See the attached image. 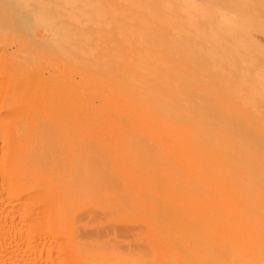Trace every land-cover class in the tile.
Returning <instances> with one entry per match:
<instances>
[{
	"label": "rangeland",
	"instance_id": "1",
	"mask_svg": "<svg viewBox=\"0 0 264 264\" xmlns=\"http://www.w3.org/2000/svg\"><path fill=\"white\" fill-rule=\"evenodd\" d=\"M123 2H125V0H0V181L3 167H6L9 163L8 154L11 151V146L10 144L8 145L7 142L12 143L15 141L19 148L22 146V148H24V143H28L27 138L24 139V141L21 140L24 142L23 143L14 139V135L12 137L11 133H13L12 130L16 128L15 125H17L16 129L26 132L28 129H31V127L32 129L36 128L35 126H37V128L34 129V131L43 128L42 125L45 124V126L48 127L44 126V128H46L45 130L50 132L44 133H52L53 135H44V129H41L43 130H40L41 132L38 130V132L46 136L48 140L50 139L47 136L52 138V136H55V134L57 135V133L59 135L61 130L64 131L62 134L66 137L60 134L59 136H62V140H59L60 137L57 135L59 138L56 137L55 140V137H53L54 139H52V141L50 140V143L49 141H44L46 138H43V145L45 144L44 147L47 152L43 151V155L45 154V156H42L39 151L36 152L34 156L38 159L45 157L43 160L48 159L49 162L50 160L55 162V160L57 161L62 157L65 158V156H63L65 153L64 155L69 158H65L67 159V163L70 161V158L71 160L74 159L72 163L79 167V171H82V174L86 172L83 179L84 183L87 184H85L86 186L84 190L81 191L80 195H76L77 193L75 194V192L78 191L76 185L74 187L72 185L70 186L73 190V192H71L73 194L71 195H74L76 199L79 197L77 200L78 207H73L75 209L71 207L72 210H69V212L71 211L72 213L70 212V214L67 213V208L70 206H64V209L59 208V211L53 209L52 212L49 205L53 202L52 199L54 200V197L51 195V197H53L51 199L49 194H46L49 200H45L46 197L44 196L46 195H39V193H37L38 195H36L35 200L29 202L28 191L20 181L16 183V181L13 180L9 183L10 185L5 186L0 184V264H82L78 261H80L82 257L85 260V257L88 255L87 253L93 256V258H90L91 260L94 259L90 261L91 264H103L106 257L110 258L113 255H116L114 258H118L122 255L120 258L122 259L123 257V259L119 261H123L124 264H208V261L209 264L210 262L212 264H217L215 262H219V264L222 262V264H252L253 262L255 264H264V234H260L261 231L264 233V0H167L166 2H164V0H129L127 2L126 0L125 3ZM150 2L153 3L151 4ZM141 3H145L144 6ZM151 5H154L153 9H151ZM93 6L95 7L94 9ZM87 9H89V11ZM98 9H100V11ZM155 9H157V11ZM165 9H167L168 13L164 12L166 11ZM81 11L84 13L81 14ZM93 11L96 12L93 13ZM171 11L173 15L171 14L168 21V14L170 15ZM127 12L128 15L126 17L124 13ZM142 14L147 16V18H144ZM153 15H156V17ZM152 16L157 19V22L154 21L155 19H153ZM89 17L90 19H87ZM161 20L163 22H161ZM94 22L96 24H94ZM155 26L158 27L155 29ZM119 27L120 29L118 30ZM121 28H124V32L121 31L120 34L119 31L122 30ZM150 29H152L153 32ZM155 30H157V32ZM160 30L162 31L159 32ZM172 30H174V32ZM86 33H88V35ZM125 33L129 34L126 35ZM155 33L159 35L157 38L155 37L157 36ZM183 33L186 34L185 36L189 37H185ZM181 34L185 40H183V37H180ZM81 36L86 39H84L85 42L80 38ZM144 38L147 39V42ZM122 40L124 42H122ZM161 40H163V43ZM164 40L166 42H164ZM150 46H156V48H150ZM124 48L127 50L129 49L132 53ZM148 48L153 53L150 50L148 51ZM92 49L94 50L92 51ZM162 49L164 50L162 51ZM165 49H167L166 52ZM157 50L159 51L154 53V51ZM169 50L170 52L168 53ZM137 51H140L139 53L144 55L141 56ZM86 52L90 53L88 54ZM171 52L173 55L170 54ZM147 53H149V56ZM176 54L181 55V57ZM128 55L131 59L128 58V62H126L125 59H127ZM138 55L139 57H137ZM169 55H172L171 58ZM150 56H152L153 60ZM182 57L183 59H180ZM98 58L101 61L98 60ZM174 59L178 64H176L177 62L174 61ZM145 60L146 62H144ZM160 61L161 63L158 65L157 63ZM164 61L167 62V67H165L166 63ZM95 62L98 63L100 68H98L99 66H97ZM139 63L142 65H144V63L146 65L150 64L152 66L149 65L150 67L147 66L146 68V65L142 66ZM136 64H138L137 67H135ZM143 68L144 70L140 72ZM138 69L139 71H137ZM152 70L158 72L157 74L159 75L155 76L159 77H155L154 74L156 72ZM34 71H36L35 74ZM130 71L134 73H131V75ZM150 71H152V73ZM149 72L150 74H148ZM122 73L127 77L129 74L130 76L128 78L126 76L122 77ZM29 74H31V78ZM32 74H34L35 77ZM150 75L152 76L150 77ZM161 75L165 81L161 80ZM169 76H173V78L170 77L169 79ZM32 77L34 78L32 79ZM148 80L151 83L153 82L152 84L154 86H152ZM29 81L31 85L28 83ZM141 82H143V84ZM156 82L158 85L163 84V86L159 87L160 85L158 86ZM167 83L170 84L167 85ZM121 84H123V86ZM155 86L161 90L159 91ZM123 87L126 89L124 88L123 90ZM165 88L168 89L166 91L172 90L170 94L164 91ZM147 92L151 95H147ZM132 93L134 97H130ZM153 93H156L155 99L161 102L158 103V105L157 102H154ZM158 93L160 95H158ZM143 94L145 96H141ZM171 94L173 96H171ZM179 95L180 97H178ZM168 101L175 104L173 105V103H171V105ZM180 106L181 108H179ZM179 109L182 110L184 114H181ZM168 111L169 114L166 113ZM34 112L35 114H31ZM36 112L38 113L36 114ZM27 115L29 119H31L30 117H34L32 118L34 122L31 121L29 123L30 120H28V123L23 122L25 119H28L26 118ZM40 115H44L46 120L40 117ZM16 116H21V119H18L19 121L16 120ZM125 119L128 120L127 123ZM16 121L18 122L16 123ZM39 125H41V127ZM26 126L28 128H26ZM198 126H200L201 129ZM55 127L56 129H54ZM57 129H59V132ZM65 129L67 130L66 133L68 132L67 134H65ZM68 129L71 132L68 131ZM203 129L205 133L202 131ZM72 136L73 138L76 137L78 141H72L74 140L71 138ZM85 136H87V138L90 136L88 138L89 140L85 141V139H87ZM141 136L144 137V140L140 138ZM67 137L69 140H67ZM92 138L95 141H93ZM138 138L140 139L138 140ZM54 140L58 146L56 145L53 148L51 145L56 144ZM154 140L157 141L155 144ZM182 140L184 142H182ZM70 141L72 143L67 144V142ZM63 142L69 146L68 152L66 150L67 146H65L66 144ZM61 143L62 145H60ZM82 143H84V145L86 144L88 147L86 145L84 146ZM81 144L86 147L85 150L88 155L85 154V150H83L84 147H80ZM48 147L52 148V153L51 149ZM62 148H66L64 149L65 151H61L62 153L58 151L59 155H57V150H61ZM78 148V151H80L81 148L82 151L77 152ZM55 149L56 152H54ZM48 150H50V153ZM146 150L147 153L140 152ZM47 153H49L48 157H46ZM75 153H78V156H75ZM80 153L83 157L82 155L80 156ZM99 153L101 154L99 155ZM50 154H52L53 157ZM38 155H40V157ZM87 156L88 158H84ZM163 159H166L165 161L168 165H166L167 163ZM81 161H85L86 163L83 162V165ZM104 161L107 162L104 163ZM207 161L213 164L210 165ZM87 163L89 164L87 165ZM103 163L106 167L104 169ZM156 163L157 165L160 163V165L157 166ZM52 165L50 163L49 167L52 168L51 170L53 171L55 167H52ZM68 167L69 166L66 168ZM206 167L207 169H205ZM81 168H84L86 171ZM90 168L97 174H93L94 172ZM176 168H180L178 170L179 172H175ZM56 170L57 168L53 172ZM88 171H90L91 174L90 172L88 173ZM110 171H112V173ZM87 174H93L94 176L92 177L95 178H91L90 175L89 178L86 176ZM101 174L103 176H101ZM174 174L176 177H174ZM62 179L64 178H60L57 181V183L59 182L60 184L59 186H61L60 189H70V187L66 185V183L68 184L67 179ZM34 181L37 180L34 179ZM63 182L64 184H61ZM103 182L104 185L102 184ZM88 184L90 185L88 186ZM36 185H39V182ZM36 185L34 186L36 187ZM92 185L95 186V189ZM112 185L115 187L118 186V188L116 187L118 190H115L116 188ZM195 185L200 191H197ZM104 186H108L107 189ZM188 186L190 189H188ZM192 186L196 189L193 190ZM8 187L10 189H8ZM91 187H93V189ZM35 189H37V187ZM71 189L70 191H72ZM97 189L101 190L98 191ZM7 190L9 192H7ZM67 190H65V194L69 195ZM90 190L92 193L89 192ZM87 191L88 193H85ZM95 191L100 193L97 192L96 194ZM166 191H169L167 192L168 194ZM111 193L112 195H110ZM65 194L63 193V195ZM92 194H95V196L93 197ZM146 194H148V196L150 195L151 199L146 197ZM103 195L105 197L107 196V199L104 198ZM39 196H43L45 199L42 197V200H37ZM98 196H101V198L98 199ZM109 197L110 199L108 200ZM158 197L160 201H164L160 202ZM103 198L106 200H103ZM99 200H103V202ZM158 201L160 203H158ZM28 202L31 203L30 205L32 207L34 204L37 205L38 207L34 206L36 209L39 207L44 209H37L40 214L37 211L34 213L36 209L32 208L33 212L30 211L31 209H28L27 206ZM42 202H44L43 206L44 204L48 206L46 208L47 211L45 207L40 206ZM108 202L110 206L107 207ZM163 202H165V204H163L164 206L162 205ZM32 203L34 204L32 205ZM123 204L126 205L124 206ZM158 204H160V206ZM182 204H185L186 207L181 208L183 206ZM165 205H167V207ZM26 206L27 210H29L28 212L25 210ZM74 206H76V204ZM123 206L125 208H123ZM168 206L172 208V211ZM116 207L121 208L119 209ZM155 207H157V210ZM110 208L113 209L112 211L114 212H111ZM177 210L181 213L180 215ZM43 211L47 212V214L44 213V215ZM55 211L59 212V216L63 213V218L65 215H69V218H66L68 222L64 223L66 226L63 224V221L65 222L66 220L65 218V220L62 219L63 221L61 220V222H55L52 219L53 215L57 214L54 213ZM100 211H104L105 213H100ZM188 211L189 213L192 212L191 215L189 214L190 216L187 214ZM74 212L76 213V218L73 217ZM32 213H34V215L39 214L41 218L37 215L38 219H35L36 217H34ZM88 213L91 214V216H87L89 215ZM154 215L156 217H154ZM184 215H186L187 219ZM199 215L202 216L203 222L200 220ZM26 216H29L28 219ZM170 216L175 217L171 219ZM205 217L208 219H205ZM43 218H45V221H43ZM59 218H61V216ZM30 219V223L33 224L28 223L27 220L30 221ZM77 219L79 220L78 223L80 222L82 228L85 229L84 231L80 229V223L75 225V227L77 226L76 230L75 227H72L74 226L73 224L77 223ZM36 220L40 222H35ZM213 220H215V222ZM72 221H75V223L72 224ZM48 222H52L51 225H57L54 227L52 226V228ZM46 223L50 225L52 230L50 229L49 231V225H46ZM208 223L211 226H208ZM142 225L143 228L141 227ZM231 225H233L232 228H228L229 226L231 227ZM60 226L66 229H61L65 233H62L61 230V234L58 232ZM83 226L89 228H84ZM219 226L221 229H219ZM56 227L58 228L56 229ZM70 227L72 229L74 228L76 231V238L77 236L79 239L81 238L80 240H77L78 238L73 239L78 242L80 241L79 243H82L83 246L79 247L80 244H76L78 243L77 241L74 243L78 246H76L77 248L72 242L70 245L66 244L70 242L69 238H72V234L75 232L74 230L73 232ZM170 227L171 229H169ZM178 227L181 229L179 230ZM98 228L99 230H97ZM102 228H104V230ZM105 228L108 230L105 231ZM70 229L71 231L69 233ZM78 229L80 233L77 231ZM215 229L216 231H214ZM175 230L176 232H174ZM219 230L221 231L219 232ZM104 231L108 236L105 235ZM166 233H170V236ZM58 234H60L59 237L62 236L61 239L58 238V241L51 239L53 236L57 238ZM69 234H71V236L67 238ZM79 234L82 236H79ZM88 234L90 235L88 236ZM55 235L57 236L55 237ZM83 236L85 237L83 238ZM63 237H66V240L63 239L64 241H61ZM139 237H141V239ZM199 237L201 240L205 239L202 240L200 244ZM96 238L102 240L98 241ZM67 239H69V241ZM109 239L111 240L109 241ZM144 239L146 241H144ZM196 239L197 241H195ZM206 239L209 240L208 243ZM54 240L56 245L54 244ZM106 240L110 243V247L108 246L109 244L106 243ZM171 240L174 243L171 242ZM87 241H95L94 243H97L95 244L96 246L102 244L105 246H100L103 250L100 247V249H98V246L97 248L95 245V247H93L94 243H91L92 245L90 243L87 244ZM146 242L147 245L149 244L148 246ZM217 242L221 248L217 245ZM203 244H206L205 247ZM207 245H209L208 247L210 250H212L211 247L213 248L216 246L217 248H213L215 252H213V250L212 252L209 251L211 252L209 255ZM227 246L228 248H226ZM104 249H106L105 252ZM188 249L191 250L188 251ZM218 249L222 252L221 256H227L226 254H228V258L218 255ZM75 250H77L80 255L76 253V255L78 254L79 256L74 255V257H72L73 255L71 253L75 254L74 252H77ZM99 250L103 251L104 254L100 253ZM227 250L230 252L228 253ZM93 251H95V253ZM107 252L109 253V257ZM186 252L189 253L188 256ZM242 252H245V254L248 253L246 255L248 257L243 256L245 254ZM195 253L197 254L195 255ZM100 254L101 256H99ZM167 254H170V259L167 257ZM189 255H191V257ZM197 255L200 259L196 257ZM208 255L211 256L210 258L212 260ZM137 256L141 258L138 259ZM89 257L87 258L89 259ZM98 257H105L104 259L100 258L104 261H102V263L101 261H99L100 263L96 262L95 260H100ZM75 258L78 259V261L75 260ZM114 258L107 259L106 262L109 263L111 261L110 264H119L117 262L118 259L114 261ZM71 259H74L76 262L71 261ZM125 259L126 261H124ZM146 259L149 261L151 260V263ZM226 259H229V261ZM200 261L201 263H199ZM82 262L83 264L89 263ZM106 262L104 264H107Z\"/></svg>",
	"mask_w": 264,
	"mask_h": 264
},
{
	"label": "bare ground",
	"instance_id": "2",
	"mask_svg": "<svg viewBox=\"0 0 264 264\" xmlns=\"http://www.w3.org/2000/svg\"><path fill=\"white\" fill-rule=\"evenodd\" d=\"M122 1H123V0H122ZM128 1H129V0H127V2H128ZM150 1H152V0H150ZM161 1H162V0H161ZM166 1H167V0H164V2H166ZM77 2H78V1H77ZM125 2H126V0H125ZM125 2H123V3H125ZM164 2H163V3H164ZM78 3H79V2H78ZM91 3H92V2H91ZM97 3H99V2H97ZM145 3H146V2H145ZM145 3H144V4H145ZM150 3H151V2H150ZM152 3H153V2H152ZM152 3H151V4H152ZM160 3H161V2H160ZM163 3H162V4H163ZM127 4H128V3H127ZM135 4H136V3H135ZM141 4L144 6L143 3H141ZM141 4H140V5H141ZM155 4H156V3H155ZM164 4H165V3H164ZM94 5H96V4H94ZM130 5H131V4H130ZM85 6H86V5H85ZM85 6H84V7H85ZM89 6H90V5H89ZM89 6H88V7H89ZM133 6H134V5H133ZM138 6H139V5H138ZM153 6H154V5H151V9L154 8ZM82 7H83V6H82ZM98 7H100V6H98ZM131 7H132V6H131ZM136 7H137V5H136ZM136 7H135V8H136ZM139 7H140V6H139ZM94 8H95V7L93 6V9H94ZM101 8H102V7H101ZM146 8H147V5H146ZM155 8H156V7H155ZM167 8H168V7H167ZM171 8H172V7H171ZM82 9H83V8H82ZM89 9H90V8H89ZM89 9H87V10L89 11ZM106 9H107V8H106ZM143 9H144V8H143ZM98 10L100 11V9H98ZM124 10H125V9H124ZM126 10H127V9H126ZM126 10H125V11H126ZM141 10H142V9H141ZM146 10H147V9H146ZM155 10L157 11V9H155ZM165 10H166V11H164V12H167V9H165ZM169 10H170V9H169ZM169 10H168V11H169ZM171 10H172V9H171ZM90 11H91V10H90ZM107 11H108V10H107ZM127 11H128V10H127ZM147 11H149V10H147ZM173 11H174V9H173ZM81 12H82V11H81ZM94 12H96V11H93V13H94ZM142 12H143V11H142ZM152 12H154V11H152ZM164 12H163V13H164ZM83 13H84V12H82L81 14H83ZM93 13H92V14H93ZM130 13H131V12H130ZM130 13H129V14H130ZM143 13H144V12H143ZM167 13H168V12H167ZM167 13H165V14H167ZM174 13H175V12H174ZM96 14H97V13H96ZM125 14H126V15H125ZM154 14H155V13H154ZM171 14H172V11H171L170 15L168 14V16H169V17H168V21H169V18H170V16H171ZM86 15H88V14H86ZM124 15L127 17L128 12H127V13H124ZM142 15H143V14H142ZM142 15H141V16H142ZM172 15H173V14H172ZM89 16H90V15H89ZM93 16H95V15H93ZM141 16H140V18H141ZM143 16H144V15H143ZM149 16H150V15H149ZM153 16H154V15H153ZM153 16H152V18L155 19L154 17H156V15H155L154 17H153ZM159 16H160V15H159ZM161 16H163V15H161ZM97 17H98V14H97ZM112 17H113V16H112ZM145 17L147 18V16H144V18H145ZM109 18H110V17H109ZM138 18H139V17H138ZM158 18H159V17H158ZM87 19H90V17L87 18ZM87 19H86V21H87ZM137 20H138V19H137ZM142 20H143V17H142ZM145 20H146V19H145ZM147 20H148V19H147ZM156 20H157V19H155L154 21H156ZM164 20H166V19H164ZM170 20H171V19H170ZM91 21H92V19H91ZM140 21H141V20H140ZM151 21H152V20H151ZM88 22H89V21H88ZM88 22H87V23H88ZM146 22H147V21H146ZM146 22H145V23H146ZM156 22H157V21H156ZM161 22H163V21L161 20ZM172 22H173V20H172ZM147 23H148V22H147ZM158 23H159V22H158ZM85 24H86V23H85ZM94 24H96V23L94 22ZM159 24H160V23H159ZM165 24H166V23H165ZM81 25H82V23H81ZM92 25H93V24H92ZM144 25H145V24H144ZM167 25H168V24H167ZM170 25H171V24H170ZM83 26H84V24H83ZM94 26H95V25H94ZM145 26H146V25H145ZM162 26H163V25H162ZM120 27H121V26H120ZM120 27L118 28V30L120 29ZM122 27H123V26H122ZM157 27H158V26H157ZM157 27L155 26V29H156ZM172 27H173V26H172ZM172 27H171V28H172ZM145 28H146V27H145ZM148 28H150V27H148ZM151 28H152V27H151ZM121 29H122V30L119 31L120 34H121V31L124 30V28H121ZM137 29H138V28H137ZM141 29H142V28H141ZM141 29H140V30H141ZM143 29H144V28H143ZM152 29H153V28H152ZM152 29H150V30L152 31ZM161 29H162V28H161ZM172 29H173V28H172ZM96 30H97V29H96ZM157 30H159V29H157ZM157 30H155V31L157 32ZM178 30H179V29H178ZM144 31H145V30H144ZM147 31H148V30H147ZM161 31H162V30H160L159 32H161ZM172 31L174 32V30H172ZM85 32H86V31H85ZM123 32H124V31H123ZM123 32H122V33H123ZM139 32H140V31H139ZM152 32H153V31H152ZM173 32H172V33H173ZM132 33H133V31H132ZM86 34L88 35V33H86ZM120 34H119V35H120ZM125 34H126V33H125ZM128 34H129V33H128ZM128 34H126V35H128ZM133 34H134V33H133ZM149 34H150V33H149ZM155 34H157V33H155ZM169 34H170V33H169ZM173 34H174V33H173ZM183 34H184V36L186 35L185 33H183ZM83 35H84V34H83ZM126 35H125V36H126ZM153 35H154V34H153ZM178 35H179V34H178ZM178 35H177V36H178ZM89 36L91 37L90 34H89ZM158 36H159V35L157 34V36H155V37L157 38ZM161 36H162V35H161ZM90 37H88V38H90ZM144 37H145V36H144ZM155 37H154V38H155ZM180 37H183V35L181 34ZM185 37H189V36H185ZM80 38H82L83 41H84V39H85V38H83L82 36H81ZM126 38H127V37H126ZM138 38H139V37H138ZM148 38H149V37H148ZM154 38H153V39H154ZM162 38H163V37H162ZM127 39H128V38H127ZM141 39H142V37H141ZM144 39H146V38H144ZM163 39H164V38H163ZM166 39H167V38H166ZM170 39H175V38H170ZM180 39H182V38H180ZM180 39H179V40H180ZM85 40H86V39H85ZM130 40H132V39H130ZM155 40H156V39H155ZM183 40H185L184 37H183ZM186 40H187V38H186ZM90 41H91V40H90ZM137 41H138V40H137ZM141 41H142V40H141ZM143 41H144V40H143ZM162 41H163V40H161V42H162ZM168 41H169V40H168ZM180 41H181V40H180ZM188 41H189V39H188ZM84 42H85V41H84ZM84 42H83V43H84ZM122 42H124V41L122 40ZM134 42H135V41H134ZM146 42H147V39H146ZM156 42H157V41H156ZM158 42H159V41H158ZM164 42H166V41L164 40ZM176 42H178V41H176ZM186 42H187V41H186ZM91 43H92V42H91ZM142 43H143V42H142ZM162 43H163V42H162ZM162 43H161V48H162ZM139 44H140V42H139ZM139 44H138V45H139ZM145 44H147V43H145ZM174 44H175V43H174ZM174 44H173V45H174ZM96 45H97V44H96ZM133 45H134V43H133ZM135 45H137V44H135ZM142 45H143V44H142ZM163 45H165V44H163ZM183 45H184V44H183ZM190 45H191V44H190ZM148 46H149V45H148ZM167 46H169V45H167ZM176 46H177V45H176ZM151 47H155V48H156V46H150V48H151ZM165 47H166V46H165ZM180 47H181V45H180ZM189 47H190V46H189ZM94 48H95V47H94ZM155 48H153V49H155ZM159 48H160V44H159ZM163 48H164V47H163ZM173 48H174V47H173ZM88 49H89V48H88ZM96 49H97V48H96ZM124 49L127 50L126 48H124ZM176 49H177V47H176ZM181 49H182V48H181ZM181 49H180V50H181ZM183 49H184V48H183ZM189 49H191V48H189ZM86 50H87V49H86ZM90 50H91V48H90ZM90 50H88V51H90ZM93 50H94V49H92V51H93ZM128 50H129V49H128ZM128 50H127V51H128ZM143 50H144V49H143ZM145 50H146V49H145ZM147 50L149 51L150 49L148 48ZM159 50H160V49H159ZM159 50L154 51V53H155V52H158ZM163 50H164V49H162V51H163ZM174 50H175V49H174ZM98 51H99V50H98ZM148 51H147V52H148ZM150 51H151V50H150ZM160 51H161V50H160ZM166 51H167V49H165V52H166ZM128 52H130V50H129ZM135 52H136V50H135ZM139 52H140V51H139ZM139 52L137 51L138 54H141V53H139ZM151 52H152V51H151ZM169 52H170V50L168 51V53H169ZM179 52H180V51H179ZM86 53H88V52H86ZM89 53H90V52H89ZM89 53H88V54H89ZM92 53H93V52H92ZM130 53H132V51H131ZM137 53H136V55H137ZM152 53H153V52H152ZM160 53H161V52H160ZM162 53H163V52H162ZM177 53H178V52H177ZM150 54H151V53H150ZM165 54H166V53H165ZM165 54H164V55H165ZM170 54L173 55L172 52H171ZM183 54H184V53H183ZM129 55H130V54H129ZM129 55H128L127 59H125L126 62H128V58L131 59V58L129 57ZM136 55H135V57H136ZM142 55H144V54H141V56H142ZM147 55L149 56V53H147ZM166 55H167V54H166ZM172 55H171V56H172ZM176 55H179V54H176ZM167 56H168V55H167ZM169 56H170V55H169ZM171 56H170V58H171ZM174 56H175V55H174ZM174 56H173V57H174ZM179 56L181 57V55H179ZM190 56H191V55H190ZM137 57H139V55H138ZM150 57H151V59H152V56H150ZM150 57H149V58H150ZM156 57H157V56H156ZM163 57H164V56H163ZM163 57H162V59H163ZM120 58H121V57H120ZM132 58H133V57H132ZM142 58H144V57H142ZM142 58H141V59H142ZM165 58H166V57H165ZM174 58H175V57H174ZM121 59H123V58H121ZM139 59H140V58H139ZM172 59H173V58H172ZM176 59H177V58H176ZM178 59H179V58H178ZM180 59H183V57L180 58ZM180 59H179V60H180ZM98 60H100V59L98 58ZM137 60H138V59H137ZM152 60H153V59H152ZM160 60H161V59H160ZM163 60H164V59H163ZM170 60H171V59H170ZM185 60H186V59H185ZM90 61H91V60H90ZM100 61H101V60H100ZM122 61H123V60H122ZM129 61H131V60H129ZM133 61H134V60H133ZM155 61H157V60H155ZM155 61H154V62H155ZM174 61H176V60L174 59ZM187 61H188V60H187ZM86 62H87V61H86ZM91 62H92V61H91ZM131 62H132V61H131ZM144 62H146V60H145ZM164 62H165V61H164ZM164 62H162V63H164ZM176 62H177V61H176ZM182 62H183V61H182ZM190 62H191V61H190ZM28 63H29V62H28ZM83 63H85V62H83ZM95 63L97 64V66H99L97 62H95ZM105 63H106V62H105ZM141 63H143V62H141ZM141 63H139V64H141ZM155 63H156V62H155ZM159 63H161V61L158 62L157 64L159 65ZM165 63H166V64H165ZM165 63H164V64H165V67H167V66H166V65H167V62H165ZM87 64H90V63H87ZM93 64H94V61H93ZM100 64H101V62H100ZM102 64H104V63H102ZM108 64H109V62H108ZM126 64H127V63H126ZM176 64H178V62H177ZM82 65H83V64H82ZM90 65H91V64H90ZM127 65H128V64H127ZM141 65H142V64H141ZM144 65H146V64L144 63ZM144 65H142V66H144ZM149 65H150V64H149ZM149 65H146L145 67L147 68V66H149ZM154 65H155V64H154ZM154 65H153V66H154ZM80 66H81V64H80ZM85 66H86V64H85ZM94 66H95V64H94ZM103 66H104V65H103ZM133 66H134V65H133ZM133 66H132V67H133ZM137 66H138V64L135 65V67H137ZM150 66H152V65H150ZM150 66H149V67H150ZM155 66H156V65H155ZM155 66H154V67H155ZM87 67H88V66H87ZM95 67H96V66H95ZM105 67H107V66H105ZM183 67H184V64H183ZM92 68H93V67H92ZM98 68H100V66H99ZM152 68H153V67H152ZM152 68H150V69H152ZM89 69H90V68H89ZM134 69H135V68H134ZM140 69H141V68H140ZM150 69H149V70H150ZM153 69H154V68H153ZM85 70H86V69H85ZM131 70H133V69H131ZM143 70H144V68H143L142 70H140V72H142ZM100 71H101V70H100ZM102 71H103V70H102ZM137 71H139V69H138ZM152 71H153V70H152ZM152 71H150V72L152 73ZM158 71H159V69H158ZM169 71H170V70H169ZM174 71H175V70H174ZM174 71H172V72L175 73L176 71H175V72H174ZM32 72H33V70H32ZM35 72H36V71H34V74H35ZM147 72H148V70H147ZM150 72H149L148 74H150ZM153 72H156V71H153ZM172 72H171V73H172ZM92 73H93V72H92ZM131 73H134V72H131V71H130V74H131ZM157 73H158V72H156V73L154 74V76H155V75H159V74H157ZM167 73H168V72H167ZM178 73H179V72H178ZM34 74H32V75L34 76ZM37 74H38V73H37ZM96 74H97V73H96ZM98 74H99V72H98ZM122 74H123V73H122ZM130 74L128 75V77L130 76ZM146 74H147V73H146ZM180 74H181V73H180ZM30 75H31V74H29V77L31 78ZM91 75H92V74H91ZM131 75H132V74H131ZM181 75H182V74H181ZM96 76H97V75H96ZM125 76H126L125 74L122 75V77H125ZM144 76H145V74H144ZM151 76H152V75H150V77H151ZM177 76H178V75H177ZM182 76H183V75H182ZM188 76H189V75H188ZM34 77H35V76H34ZM34 77H32V79H33ZM109 77H110V76H109ZM126 77H127V76H126ZM128 77H127V78H128ZM147 77H149V76H147ZM155 77H159V76H155ZM160 77H161V80H164V79L162 78V75H161ZM170 77L173 78V76H169V79H170ZM179 77H180V76H179ZM132 78H133V77H132ZM140 78H141V77H140ZM152 78H153V77H152ZM174 78H175V75H174ZM184 78H185V77H184ZM83 79H84V78H83ZM97 79H98V77H97ZM115 79H116V76H115ZM121 79H122V78H121ZM129 79H130V78H129ZM142 79H143V78H142ZM145 79H146V78H145ZM153 79H154V78H153ZM166 79H167V77H166ZM175 79H176V78H175ZM28 80H29V78H28ZM34 80H35V79H34ZM81 80H82V79H81ZM93 80H94V79H93ZM112 80H113V79H112ZM118 80H119V79H118ZM130 80H131V79H130ZM136 80H137V79H136ZM138 80H139V79H138ZM155 80L157 81L156 78H155ZM161 80H160V81H161ZM85 81H86V80H85ZM132 81H133V80H132ZM132 81H131V82H132ZM140 81H141V80H140ZM148 81H149V80H148ZM148 81H147V82H148ZM151 81H152V80H151ZM153 81H154V80H153ZM164 81H165V80H164ZM167 81H168V80H167ZM167 81H166V82H167ZM169 81H170V80H169ZM174 81H175V80H174ZM177 81H179V80H177ZM149 82H150V81H149ZM149 82H148V83H149ZM175 82H176V81H175ZM28 83L30 84V81H29ZM118 83H119V82H118ZM124 83H125V82H124ZM141 83L143 84V82H141ZM152 83H153V82H152ZM152 83L150 82V84H152ZM154 83H155V82H154ZM161 83H162V82H161ZM101 84H102V83H101ZM112 84H113V82H112ZM119 84H120V83H119ZM156 84H157V82H156ZM164 84H165V83H164ZM168 84H170V83H167V85H168ZM30 85H31V84H30ZM84 85H85V84H84ZM97 85H98V84H97ZM121 85L123 86V84H121ZM145 85H146V84H145ZM145 85H144V86H145ZM157 85H158V84H157ZM159 85H160V84H159ZM159 85H158V86H159ZM138 86H140V85H138ZM152 86H154V85L152 84ZM161 86H163V84L160 85L159 87H161ZM170 86H172V85H170ZM126 87H128V86H126ZM155 87L157 88V86H155ZM173 87H174V86H173ZM124 88H125V87H123V90H124ZM139 88H140V87H139ZM139 88H138V89H139ZM163 88H164V87H163ZM163 88H162V90H163ZM119 89H120V88H119ZM125 89H126V88H125ZM157 89H158L159 91L161 90L160 88H157ZM168 89H169V86H168ZM168 89L165 88L164 91H166V90H168ZM174 89H175V88H174ZM130 90H131V88H130ZM134 90H135V88H134ZM142 90H143V89H142ZM169 90H170V89H169ZM118 91H119V90H118ZM149 91H150V90H149ZM171 91H172V90H171ZM171 91H166V92H169V94H170ZM185 91H186V90H185ZM125 92H126V91H125ZM147 93H148V92H147ZM147 93H145V94H147ZM177 93H179V92H177ZM80 94H81V93H80ZM98 94H99V93H98ZM112 94H113V93H112ZM153 94H154V97H153V98L155 99V98H156V97H155L156 93H153ZM169 94H168V95H169ZM172 94H173V92H172ZM172 94H171V96H173ZM147 95H151V94L148 93ZM158 95H160V94L158 93ZM158 95H157V97H158ZM176 95H177V94H176ZM117 96H118V95H117ZM132 96H133V93H132V95H131L130 97H132ZM141 96H145V95L143 94V95H141ZM128 97H129V96H128ZM133 97H134V96H133ZM151 97H152V96H151ZM165 97H167V96H165ZM174 97H175V93H174ZM178 97H180V95H179ZM86 98H87V97H86ZM119 98H121V97H119ZM125 98H126V97H125ZM182 98H183V97H182ZM88 99H89V98H88ZM108 99H109V98H108ZM111 99H112V98H111ZM121 99H122V98H121ZM168 99H169V98H168ZM175 99H176V98H175ZM184 99H186V98H184ZM188 99H189V98H188ZM33 100H34V99H33ZM82 100H83V99H82ZM98 100H99V98H98ZM124 100H125V99H124ZM143 100H145V99H143ZM172 100H173V99H172ZM176 100H178V99H176ZM189 100H190V99H189ZM189 100H188V101H189ZM45 101H46V100H45ZM121 101H122V100H121ZM128 101H129V100H128ZM173 101H174V100H173ZM186 101H187V100H186ZM154 102H157V105H158V103H161V102H158L157 99H155ZM154 102H153V103H154ZM163 102H164V101H163ZM166 102H167V101H166ZM168 102H169V101H168ZM29 103H30V102H29ZM84 103H85V102H84ZM169 103L171 104V103H173V102H169ZM177 103H178V102H177ZM180 103H181V101H180ZM183 103H184V102H183ZM32 104H33V103H32ZM103 104H104V103H103ZM121 104H122V103H121ZM174 104H175V103H173V105H174ZM33 105H34V104H33ZM35 105H36V104H35ZM162 105H163V104H162ZM171 105H172V104H171ZM171 105H170V106H171ZM154 106H155V105H154ZM175 106H176V105H175ZM37 107H38V106H37ZM93 107H94V106H93ZM104 107H105V106H104ZM158 107H159V106H158ZM160 107H161V106H160ZM167 107H168V106H167ZM94 108H95V107H94ZM170 108H171V107H170ZM179 108H181V106H180ZM182 108H183V107H182ZM29 109H30V108H29ZM37 109H38V108H37ZM37 109H36V111H37ZM105 109H106V108H105ZM164 109H165V108H164ZM94 110H95V109H94ZM103 110H104V109H103ZM136 110H137V108H136ZM175 110H177V109H175ZM112 111H113V110H112ZM115 111H116V110H115ZM163 111H164V110H163ZM179 111H181V114H184V113L182 112V110L179 109ZM47 112H48V111H47ZM79 112H80V111H79ZM95 112H96V110H95ZM152 112H153V111H152ZM164 112H165V111H164ZM170 112H171V111H170ZM172 112H173V111H172ZM37 113H38V112H36V114H37ZM82 113H83V112H82ZM135 113H136V112H135ZM166 113L169 114V111L166 112ZM175 113H176V112H175ZM186 113H187V112H186ZM31 114H35V112H34V113H31ZM42 114H43V113H42ZM84 114H85V113H84ZM181 114H180V115H181ZM111 115H112V114H111ZM111 115H110V116H111ZM119 115H120V114H119ZM119 115H118V116H119ZM178 115H179V114H178ZM189 115H190V114H189ZM22 116H23V115H22ZM24 116H25V115H24ZM31 116H32V115H31ZM106 116H107V115H106ZM183 116H184V115H183ZM190 116H191V115H190ZM16 117H17V116H16ZM16 117H15V119H16ZM35 117H36V116H35ZM40 117H43L44 120H46V117H44V115H42V116L40 115ZM85 117H86V116H85ZM98 117H99V116H98ZM115 117H116V116H115ZM176 117H177V116H176ZM191 117H192V116H191ZM22 118H23V117H22ZM26 118H28V115H27ZM30 118H31V119H29V118H28V119H25V117H24V119L27 120V121H25V120L23 119V120H24L23 122H27V123H28V120H30V121H29V123H30V122L32 121V118H34V117H30ZM37 118H38V115H37ZM64 118H65V117H64ZM88 118H89V117H88ZM121 118L124 119L123 117H121ZM186 118H187V117H186ZM189 118H190V117H189ZM18 119H21V116H20V117H17L16 120H18ZM41 119H42V118H41ZM126 119H127V118H126ZM126 119H125V120H126ZM111 120H112V119H111ZM129 120H130V119H129ZM14 121H15V120H14ZM18 121H19V120H18ZM18 121H16V123H17ZM77 121H78V120H77ZM77 121H76V122H77ZM79 121H80V120H79ZM133 121H134V120H133ZM150 121H151V120H150ZM32 122H34V120H33ZM38 122H39V119H38ZM40 122H42V121H40ZM44 122H45V121H44ZM70 122H71V121H70ZM91 122H92V121H91ZM125 122L127 123L128 120H126ZM16 123H15V124H16ZM19 123H20V122H19ZM19 123H18V125H19ZM74 123H75V122H74ZM80 123H81V122H80ZM88 123H89V122H88ZM121 123H122V122H121ZM129 123H130V121H129ZM137 123H138V122H137ZM21 124H22V122H21ZM21 124H20V125H21ZM24 124H25V123H24ZM24 124H23V125H24ZM25 125H26V124H25ZM82 125H83V124H82ZM88 125H89V124H88ZM95 125H96V124H95ZM97 125H98V124H97ZM103 125H104V124H103ZM148 125H149V124H148ZM32 126H33V124H32ZM34 126H35V123H34ZM39 126L41 127V125H39ZM42 126H43V128H39V129H38L39 131H40L41 129H44V130L46 129V128H44L45 124L42 125ZM66 126H67V125H66ZM130 126H131V124H130ZM165 126H166V125H165ZM15 127L17 128V125H15ZM30 127H31V126H30ZM35 127L37 128V126H35ZM45 127H47V126H45ZM128 127H129V125H128ZM198 127H200V126H198ZM13 128H14V127H13ZM16 128H15L14 130H12V132H13V133H11V134H12V137H13V135H14V139H16L17 141L19 140V142H20L21 140L24 141V139L27 138L28 143L26 144V143H24L23 141H21V142H23L25 145H24V148H22L23 146L19 148V147H18V144H17L15 141H13L12 143H9V142L6 141V142L8 143V145L10 144V146H11V147H10V148H11L10 150H11V151H10V153L8 152V153H9V154H8L9 157L7 156V157L9 158V160H8V162H9L8 165H7L6 167H5V166H4V167L2 166V167H3V172H2V175H1L2 178H1L0 184L5 186V185H10L9 183H10L11 181H13V180H15L16 183H17L18 181H20V182H22V184H24L26 190L28 191V197H29L28 199L30 200L29 202H32V201L35 200L36 195H38L37 193H39V195H46V194H49L51 199L54 197V200L52 199L53 202H51V204L49 205V206H50V209H52V212H53V209H55V210H58L59 208L64 209V208H63L64 206H65V207H66V206H67V207L70 206V207H68L69 209L67 208V213L70 214L71 211L69 212V210L75 209V208H73V207H78V206H77V202H78L77 200L79 199V197H77V199H76V197H74V195H71V194H73V193H71V192H73V190L71 189L70 186L72 185V186L74 187V186L76 185L78 191L75 192V190H74V192H75V194L77 193L76 195H80V194H81V191H83L84 188H85V186L87 185L86 183H84V179H83V176H85V173H86V172H85V173L83 172V174H82V173H81L82 171H81V172L79 171V167L75 166V164L72 163V161H74V159L71 160V158H70V161H68V163H67L66 161H67V159H69V158H67V156L64 155L65 153L63 154V156H65V158H67V159H65L64 157H62V158H64V159H62V158L59 157L60 159H58V160L56 161V160H55L56 158L54 157L55 159H53V160H55V162H52L51 160H50V162H49L47 158H46L47 160H43L45 157H43L42 159H41V158L38 159L36 156H34V154H36V152H39V151H40L41 154H42V156H45V154L43 155V151H44V152H45V151L47 152V150H45V147H44L45 144L43 145V140H44L43 138H46V136H43L41 133L39 134L38 130H35V131H34V129H36V128H33V129H32V127H31V129H28L26 132H25V131H22V130H18V129H16ZM23 128H25V127H23ZM26 128H28V127L26 126ZM47 128H48V127H47ZM58 128H59V127H58ZM60 128H61V127H60ZM64 128H65V127H64ZM64 128H62V129H64ZM77 128H78V127H77ZM79 128H80V127H79ZM54 129H56V127H55ZM84 129H85V128H84ZM200 129H201V127H200ZM50 130H51V129H50ZM71 130H72V129H71ZM77 130H79V129H77ZM131 130H133V129H131ZM41 131H43V130H41ZM41 131H40V132H41ZM57 131L59 132V129H57ZM66 131H67V130L65 129V134L68 133V132L66 133ZM68 131H70V130L68 129ZM202 131H204V133H205V130H204V129H203ZM44 132L47 133V132H50V131H46V130L43 131V134H44V135H49V136H51V134H52V133H51V134H45ZM51 132H52V131H51ZM62 132H64V131L61 130V132H59V135L62 134ZM70 132H71V131H70ZM175 132H176V131H175ZM77 133H78V132H77ZM79 133H80V131H79ZM146 133H147V132H146ZM161 133H162V132H161ZM201 133L204 134L203 132H201ZM75 134H76V133H75ZM83 134H84V133H83ZM87 134H88V133H87ZM148 134H149V133H148ZM52 135H53V134H52ZM57 135H58V133H57ZM57 135L55 134V136H52V138L49 137V136H47V137L52 141V139H54L53 137H55V140H56V137L59 136V135H58V136H57ZM62 135H63L64 137H66L64 134H62ZM69 135H71V134H69ZM69 135H67V136H69ZM72 135H73V134H72ZM95 135H97V134H95ZM6 136H7V135H6ZM73 136H74V135H73ZM73 136H72L71 138H73ZM138 136H139V135H138ZM206 136H207V135H206ZM4 137H5V136H4ZM4 137H3V138H4ZM7 137H9V136H7ZM10 137H11V135H10ZM12 137H11V140H12ZM59 137H60V138H59ZM59 137H58L59 140H62V138H61L62 136H59ZM89 137H90V136H89ZM89 137H88V138H89ZM91 137H92V136H91ZM85 138H87V136H85ZM88 138L85 139V141L89 140ZM97 138H98V137H97ZM131 138H132V137H131ZM140 138H142V139L144 140V137H143V136H141ZM140 138H138V140H139ZM145 138H146V136H145ZM63 139H64V138H63ZM73 139H74V140H72V141H74V142H77V141H78V140L76 139V137L73 138ZM75 139H76V140H75ZM92 139H93V138H92ZM132 139H133V138H132ZM148 139H149V138H148ZM206 139H208V138H206ZM40 140H41V142H40ZM50 140H48V139L46 138L44 141H47V142L49 141V143H50ZM55 140H54V143H56ZM67 140H69L68 137H67ZM79 140H80V139H79ZM133 140H134V139H133ZM167 140H168V139H167ZM192 140H193V139H192ZM4 141H5V138H4ZM27 141H26V142H27ZM57 141H58V139H57ZM85 141H83V142H85ZM93 141H95V140L93 139ZM135 141H136V140H135ZM149 141H150V140H149ZM154 141H155V140H154ZM47 142H45V143H47ZM65 142H66V140H65ZM65 142H63V143H65ZM129 142H130V141H129ZM139 142H142V141H139ZM156 142H157V141H155L154 144H155ZM182 142H184V141L182 140ZM68 143H72V142L70 141V142H67V144H68ZM85 143H86V142H85ZM135 143H136V142H135ZM137 143H138V142H137ZM148 143H150V142H148ZM19 144H20V143H19ZM51 144H52V142H51ZM65 144H66V143H65ZM67 144L65 145V146H67V147H66L67 149H66V148H64V149H66L67 152H68V151H69V150H68V149H69V148H68L69 146H68ZM76 144H77V143H76ZM76 144H75V146H76ZM78 144H80V143H78ZM82 144L84 145V143H82ZM82 144H81L80 147H84V146L86 145V144H85L84 146H82ZM130 144H131V143H130ZM138 144H139V143H138ZM152 144H153V143H152ZM49 145H50V144H49ZM56 145H57V143L54 144V145H51V147L54 148ZM60 145H62V143H61ZM60 145H59V146H60ZM132 145H133V144H132ZM159 145H160V144H159ZM197 145H198V144H197ZM57 146H58V145H57ZM63 146H64V145H63ZM73 146H74V144H73ZM78 146H79V145H78ZM86 146H87V145H86ZM137 146H139V145H137ZM153 146H154V145H153ZM167 146H168V145H167ZM199 146H200V145H199ZM51 147H48V148L51 149V153H52V148H51ZM61 147H62V146H61ZM80 147H79V148H80ZM87 147H88V146H87ZM134 147H135V146H134ZM156 147H158V146H156ZM46 148H47V145H46ZM79 148L77 149V152L82 151V148H81L80 151H78ZM94 148H95V147H94ZM57 149H59V148H57ZM64 149L62 148L61 150H57V153H58V154H57V153H55V154L59 155V152H58V151H60V152L62 151V152H63ZM85 149H86V147H84L83 150H85ZM89 149H90V147H89ZM96 149H97V148H96ZM135 149H136V148H135ZM140 149H141V148H140ZM156 149H157V148H156ZM156 149H155V150H156ZM100 150H101V149H100ZM100 150H99V151H100ZM161 150H162V148H161ZM161 150H160V151H161ZM179 150H180V149H179ZM48 151H49V153H50V150H48ZM64 151H65V150H64ZM73 151L76 152L75 150H73ZM73 151H72V152H73ZM90 151H91V150H90ZM93 151H94V150H93ZM93 151H92V152H93ZM180 151H181V150H180ZM54 152H56V149H55ZM54 152H53V153H54ZM62 152H61V153H62ZM83 152H84V151H83ZM88 152H89V151H88ZM96 152L98 153L97 150H96ZM104 152H105V151H104ZM104 152H103V153H104ZM140 152H146V153H147V150H146V151H140ZM49 153H47L46 157L49 156V155H48ZM151 153H152V152H151ZM38 154H39V153H38ZM69 154H70V153H69ZM85 154L88 155V154L86 153V150H85ZM89 154H90V153H89ZM95 154H96V153H95ZM100 154H101V153H99V155H100ZM142 154H143V153H142ZM164 154H165V153H164ZM50 155L52 156V154H50ZM57 155H55V156H57ZM74 155H75V156H76V155L78 156V153H75ZM74 155H73V157H74ZM81 155H82V154L80 153V156H81ZM91 155H92V153H91ZM108 155H109V154H108ZM33 156H34V157H33ZM38 156L40 157V155H38ZM60 156H61V155H60ZM93 156H95V155H93ZM104 156H105V155H104ZM109 156H110V155H109ZM155 156H157V155H155ZM52 157H53V156H52ZM57 157H58V156H57ZM68 157H69V156H68ZM82 157H83V155H82ZM82 157H81V158H82ZM159 157L162 158L161 156H159ZM36 158H37V159H36ZM84 158H88V156H87V157H84ZM96 158H98V157H96ZM96 158H95V159H96ZM110 158H111V157H110ZM160 158H156V159H160ZM51 159H52V158H51ZM61 159H62V160H65V161H62ZM91 159H92V158H91ZM98 159H99V158H98ZM105 159H106V158H105ZM103 160H104V159H103ZM163 160H164V159H163ZM165 160H166V159H165ZM165 160H164V161H165ZM205 160H206V159H205ZM210 160H211V159H210ZM85 161H86V160H85ZM85 161H83V162H85ZM141 161H142V160H141ZM159 161H160V160H159ZM192 161H193V160H192ZM208 161H209V160H208ZM208 161H207V163H208ZM212 161H213V160H212ZM6 162H7V161H6ZM70 162H71V163H70ZM81 162H82V161H81ZM83 162H82V164H83ZM87 162H88V161H87ZM97 162H98V161H97ZM106 162H107V161H104V163H106ZM108 162H109V160H108ZM139 162H140V161H139ZM142 162H143V161H142ZM152 162H153V161H152ZM165 162H166V161H165ZM169 162H170V161H169ZM4 163H5V162H4ZM50 163H51V165H52V164L54 165V166L52 165V167H55L54 170L57 168V170L55 171L56 173L53 172L54 170L52 171V170H51L52 168L49 167V166H50ZM74 163H75V162H74ZM85 163H86V162H85ZM89 163H90V162H89ZM89 163H87V165H88ZM99 163H100V162H99ZM104 163H103V164H104ZM160 163H161V161H160ZM160 163H159V165H160ZM163 163H164V162H163ZM166 163H167V162H166ZM203 163H204V162H203ZM161 164H162V163H161ZM208 164H210V163H208ZM211 164H213V163H211ZM211 164H210V165H211ZM76 165H77V164H76ZM83 165H84V164H83ZM87 165H86V166H87ZM156 165H157V163H156ZM156 165H155V166H156ZM159 165H157V166H159ZM162 165H163V164H162ZM166 165H168V163H167ZM178 165H179V164H178ZM67 166H69V167L66 168ZM79 166H80V165H79ZM151 166H152V165H151ZM171 166H172V164H171ZM174 166H175V165H174ZM174 166H173V167H174ZM229 166H230V163H229ZM231 166H232V165H231ZM80 167H82V166H80ZM107 167H108V166H107ZM181 167H182V166H181ZM233 167H234V166H233ZM0 168H1V167H0ZM104 168H106V167H105V164H104L103 169H104ZM161 168H162V167H161ZM77 169H78V170H77ZM81 169H82V168H81ZM90 169L92 170V168H90ZM107 169H108V168H107ZM171 169H172V168H171ZM179 169H180V168H179ZM179 169L176 168L175 172L178 171ZM205 169H207V167H206ZM82 170H85V169L83 168ZM93 170H94V167H93ZM93 170H92V171H93ZM101 170H102V168H101ZM155 170H156V169H155ZM183 170H184V169H183ZM85 171H86V170H85ZM95 171H96V169H95ZM89 172H90V171H88V173H89ZM93 172H94V171H93ZM110 172L112 173V171H110ZM110 172H109V174H110ZM158 172H159V171H158ZM158 172H157V173H158ZM160 172H161V171H160ZM170 172H171V171H170ZM178 172H179V171H178ZM180 172H181V171H180ZM207 172H208V171H207ZM95 173H96V172H94L93 174H95ZM98 173H99V172H98ZM105 173H106V172H105ZM150 173H151V172H150ZM90 174H91V172H90ZM90 174H89V175H90ZM93 174L90 175L91 178H95V177H92V176H94ZM96 174H97V173H96ZM89 175L87 174L86 176H88V177L90 178ZM172 175H173V174H172ZM174 175H175V174H174ZM101 176H103V175L101 174ZM108 176H109V175H108ZM113 176H114V175H113ZM97 177H98V175H97ZM97 177H96V178H97ZM174 177H176V175H175ZM60 178H64V179H62V180H65V178L67 179L68 184L66 183V185H67L68 187H70V189L72 190V191H70V189H68V190L65 189V190H67V193H69V195H66V194H65V192H66L65 190L60 189L61 186H59V185H60L59 182L57 183V181H58ZM103 178H104V177H103ZM237 178H238V177H237ZM34 179H36V180L39 182V185H36L38 182H37V181H34ZM107 179H108V178H107ZM117 179H119V178H117ZM121 179H122V178H121ZM157 179H158V178H157ZM88 180H89V179H88ZM93 180H94V179H93ZM103 180H105V179H103ZM109 180H110V179H109ZM115 180H116V179H115ZM33 181H34V185H36L37 189H35L36 187L33 185ZM89 181H90V180H89ZM97 181H98V179H97ZM105 181H106V180H105ZM110 181H111V180H110ZM118 181H119V180H118ZM159 181H161V180H159ZM191 181H192V180H191ZM237 181H238V180H237ZM35 182H36V184H35ZM64 182H66V181H64ZM64 182L61 183V184H64ZM93 182H94V181H93ZM98 182H99V181H98ZM101 182H102V181H101ZM112 182H113V179H112ZM119 183H120V182H119ZM175 183H176V181H175ZM178 183H179V182H178ZM178 183H177V184H178ZM192 183H193V181H192ZM85 184H86V185H85ZM90 184H91V183H90ZM90 184H88V186H89ZM94 184H95V183H94ZM102 184L104 185V182H103ZM105 184H106V183H105ZM114 184H115V183H114ZM165 184H166V183H165ZM177 184H176V185H177ZM193 184H194V183H193ZM115 185H116V184H115ZM117 185H118V184H117ZM121 185H122V184H121ZM21 186H22V185H21ZM88 186H87V188H88ZM92 186H94V185H92ZM98 186H99V185H98ZM112 186H113L114 188H116V187L118 188V186H116V187H115L114 185H112ZM119 186H120V185H119ZM165 186H166V185H165ZM104 187H105V186H104ZM107 187H108V186H107ZM107 187H105V188L107 189ZM121 187H122V186H121ZM140 187H141V186H140ZM142 187H143V186H142ZM192 187H193V186H192ZM192 187H191V189H192ZM195 187H196V185H195ZM199 187L202 188L201 186H199ZM91 188L93 189V187H91ZM102 188H103V186H102ZM117 188H116L115 190H118ZM119 188H120V187H119ZM171 188H172V187H171ZM196 188H197V191H200V190H198V187H196ZM196 188L193 187V190L196 189ZM8 189H10V188L8 187ZM94 189H95V186H94ZM136 189H137V188H136ZM143 189H144V188H143ZM176 189H177V188H176ZM188 189H190L189 186H188ZM35 190H37V191H35ZM86 190H88V189H86ZM97 190H98V189H97ZM99 190H101V189H99ZM99 190H98V191H99ZM108 190H109V189H108ZM110 190H111V189H110ZM126 190H127V189H126ZM98 191H97V192H98ZM179 191H180V190H179ZM195 191H196V190H195ZM197 191H196V192H197ZM201 191H202V190H201ZM206 191H207V190H206ZM7 192H9V191L7 190ZM89 192H91V190H90ZM95 192H96V191H95ZM97 192H96V194H97ZM101 192H102V191H101ZM124 192H125V191H124ZM167 192H169V191H166V193H167ZM177 192H178V191H177ZM182 192H184V191H182ZM63 193H64L66 196L63 195ZM85 193H88V191L85 192ZM91 193H92V192H91ZM98 193H100V192H98ZM116 193H117V192H116ZM126 193H127V192H126ZM128 193H129V192H128ZM139 193H140V192H139ZM149 193H150V192H149ZM151 193H152V192H151ZM191 193H192V192H191ZM106 194H107V193H106ZM136 194H138V193H136ZM163 194H164V193H163ZM167 194H168V193H167ZM167 194H166V195H167ZM169 194H170V193H169ZM51 195H52L53 197H51ZM84 195H85V194H84ZM92 195H93V194H92ZM100 195H101V194H100ZM110 195H112V193H111ZM110 195H109V196H110ZM117 195H118V194H117ZM120 195H122V194H120ZM123 195H124V194H123ZM138 195H139V194H138ZM155 195H156V194H155ZM94 196H95V194L93 195V197H94ZM107 196H108V194H107ZM107 196H106V197H107ZM118 196H119V195H118ZM156 196H157V195H156ZM168 196H169V195H168ZM205 196H206V195H205ZM42 197H43V196H41V197L39 196V197H38L39 199L37 198V200H42L44 197H46V199L44 198L45 200L48 199V198H47V195L44 196L43 198H42ZM81 197H82V196H81ZM91 197H92V196H91ZM103 197L106 198L104 195H103ZM110 197H111V196H110ZM110 197L108 198V200L110 199ZM146 197H149V198H150V195L148 196V194H146ZM163 197H164V196H163ZM186 197H187V196H186ZM100 198H101V196H98V199H100ZM104 198H103V200H106V199H107V198H106V199H104ZM118 198H119V197H118ZM123 198H124V196H123ZM123 198H122V199H123ZM80 199H81V198H80ZM87 199H88V198H87ZM95 199H96V197H95ZM111 199H112V198H111ZM146 199H147V198H146ZM150 199H151V198H150ZM158 199H159V201H160V198H159V197H158ZM171 199H173V198H171ZM45 200H44V201H45ZM48 200H49V199H48ZM82 200H84V199H82ZM90 200H93V199H90ZM103 200H101V201L103 202ZM124 200H125V199H124ZM129 200H130V199H129ZM134 200H136V199H134ZM140 200H141V199H140ZM174 200H175V199H174ZM188 200H189V199H188ZM79 201H80V200H79ZM87 201H89V200H87ZM87 201H86V203H87ZM95 201H97V200H95ZM99 201H100V200H99ZM101 201H100V202H101ZM159 201H158V203H160L161 201H164V200H161L160 202H159ZM182 201H183V200H182ZM189 201H190V200H189ZM29 202H28V204H27L28 209H31L30 211L33 212L32 208H33V209H36L34 206H37V205H35L34 203H32V205L34 204V206L32 207V206L30 205L31 203H29ZM129 202H130V201H129ZM184 202H185V201H184ZM184 202H183V203H184ZM43 203H44V202H42V205H40V206H43ZM81 203H83V202H81ZM142 203H143V201H142ZM155 203H156V202H155ZM179 203H180V202H179ZM47 204H48V203H47ZM75 204H76V206H74ZM79 204H80V203H79ZM92 204H93V203H92ZM131 204H132V202H131ZM131 204H130V205H131ZM156 204H157V203H156ZM163 204H165V202H163L162 205H163ZM169 204H171V203H169ZM72 205H73V206H72ZM86 205H87V204H86ZM114 205H115V203H114ZM123 205H124V204H123ZM125 205H126V204H125ZM125 205H124V206H125ZM127 205H128V204H127ZM136 205H137V204H136ZM139 205H140V204H139ZM141 205H142V204H141ZM143 205H144V203H143ZM158 205L160 206V204H158ZM162 205H161V206H162ZM182 205H183V206H182L181 208L186 207L185 204H182ZM184 205H185V206H184ZM208 205H210V204H208ZM27 206H26L25 210L28 212L29 210H27ZM30 206H31V207H30ZM90 206H92V205H90ZM108 206H110L109 202H108L107 207H108ZM118 206H119V205H118ZM120 206H122V205H120ZM124 206H123V208H125ZM150 206H151V205H150ZM163 206H164V205H163ZM165 206L167 207V205H165ZM170 206H171V205H170ZM170 206H168V207H170ZM176 206H177V205H176ZM218 206H220V205H218ZM37 207H38V206H37ZM43 207H45V209H46L48 206H46V204H44ZM71 207H72V209H71ZM99 207H100V206H99ZM113 207H114V206H113ZM143 207H144V206H143ZM153 207H154V206H153ZM171 207H172V206H171ZM171 207H170V208H171ZM39 208H42V207H39ZM39 208H37V209H39ZM87 208H88V207H87ZM87 208H85V209H87ZM90 208H91V207H90ZM116 208H119V207H116ZM120 208H121V207H120ZM120 208H119V209H120ZM133 208H134V207H133ZM138 208H139V207H138ZM140 208H141V207H140ZM155 208H156V210H157V207H155ZM177 208H178V207H177ZM195 208H197V207H195ZM37 209L35 210L34 213H36V211L38 212ZM42 209H44V208H42ZM92 209H93V208H92ZM135 209H136V208H135ZM144 209H145V207H144ZM163 209H164V207H163ZM166 209H169V208H166ZM186 209H187V208H186ZM198 209H199V208H198ZM60 210H61V209H60ZM82 210H83V209H82ZM102 210H104V209H102ZM110 210H111V212H114V211H112L113 209L110 208ZM116 210H117V209H116ZM133 210H134V209H133ZM160 210H161V208H160ZM160 210H159V211H160ZM199 210H200V209H199ZM229 210H230V209H229ZM46 211H47V209H46ZM58 211H59V210H58ZM58 211H55V212H54V213H57V214H56V215H53V218H52L55 222H58V221L61 222L62 219L65 220L66 218H69V215H68V216L65 215V217H64L65 219H64V218H63V213H62V211H61L62 215L60 214L61 218H59L60 216H59V212H58ZM88 211H89V209H88ZM105 211H108V210H105ZM118 211H119V210H118ZM135 211H136V210H135ZM166 211H167V210H166ZM168 211H170V210H168ZM171 211H172V208H171ZM177 211L179 212V210H177ZM185 211H186V210H185ZM94 212H95V211H94ZM101 212H102V211H100V213H101ZM131 212H132V211H131ZM145 212H146V211H145ZM145 212H144V213H145ZM157 212H158V211H157ZM163 212H164V211H163ZM202 212H203V211H202ZM206 212H207V211H206ZM25 213H26V212H25ZM34 213H32L33 216L36 217L35 219H38L37 215L39 216L40 213L38 212L39 214H36V215H34ZM41 213H42V212H41ZM44 213L47 214V212L43 211V214H44ZM71 213H72V212H71ZM102 213H105V212L103 211ZM146 213H147V212H146ZM146 213H145V214H146ZM158 213H159V212H158ZM166 213H167V212H166ZM191 213H192V212L189 213V211H188L187 214H188V215H189V214L191 215ZM220 213H221V212H220ZM227 213H228V212H227ZM32 214H31V215H32ZM43 214H42V215H43ZM88 214H89V213H88ZM92 214H93V213H92ZM108 214H109V212H108ZM114 214H115V213H114ZM114 214H112V215H114ZM147 214H149V213H147ZM168 214H169V213H168ZM180 214H181V213L179 212V215H180ZM251 214H252V213H251ZM27 215H28V214H27ZM44 215H45V214H44ZM50 215H51V212H50ZM57 215H58V216H57ZM80 215H81V214H80ZM95 215H96V214H95ZM152 215H153V213H152ZM156 215H157V214H156ZM190 215H189V216H190ZM206 215H207V213H206ZM210 215H212V214H210ZM56 216H57V217H56ZM75 216H76V213L74 212V216H73V217H75ZM83 216H84V215H83ZM87 216H91V214H89V215H87ZM98 216H99V215H98ZM167 216H168V215H167ZM171 216H172V215H171ZM171 216H170V217H171ZM184 216H185V218H186V215H184ZM199 216H200V220H202V222H203L202 216H201V215H199ZM222 216H223V215H222ZM28 217H29V216H28ZM28 217L26 216L27 219H28ZM31 217H32V216H31ZM80 217H82V216H80ZM102 217H103V216H102ZM151 217H152V216H151ZM154 217H156V216L154 215ZM157 217H158V215H157ZM168 217H169V216H168ZM173 217H175V216H173ZM173 217H171V219H173ZM195 217H196V215H195ZM203 217H204V215H203ZM206 217H207V216H206ZM206 217H205V219H208V218H206ZM208 217H209V216H208ZM253 217H254V215H253ZM253 217H252V218H253ZM39 218H41V216H39ZM45 218H46V216H45ZM45 218H43V221H45ZM75 218H76V217H75ZM78 218H79V217H78ZM86 218H87V217H86ZM97 218H98V217H97ZM100 218H101V216H100ZM161 218H162V217H161ZM185 218H184V219H185ZM192 218H193V216H192ZM209 218H211V217H209ZM222 218H223V217H222ZM33 219H34V218H33ZM35 219H34V220H35ZM48 219H49V218H48ZM80 219H82V218H80ZM88 219H90V218H88ZM146 219H147V218H146ZM150 219H151V218H150ZM177 219H178V218H177ZM177 219H176V220H177ZM186 219H187V218H186ZM227 219H229V218H227ZM227 219H226V220H227ZM34 220H32V221H34ZM63 220H62V221H63ZM66 220H67V221H66ZM66 220H65V222L63 221V224L66 223V222H68V219H66ZM69 220H70V219H69ZM71 220H72V218H71ZM95 220H97V219H95ZM99 220H100V219H99ZM103 220H104V219H103ZM162 220H163V219H162ZM167 220H168V219H167ZM169 220H170V219H169ZM221 220H222V219H221ZM27 221H28V223H30V222H31V219H30V221H29V220H27ZM54 221H52V222H54ZM78 221H79L78 219H77V221H76L77 223H75V221H74V222L72 221V224L75 223V224H73L74 226H72V227H75V225L79 224L80 222L78 223ZM80 221H81V220H80ZM82 221H84V220H82ZM86 221H87V220H86ZM104 221H106V220H104ZM158 221H159V220H158ZM213 221L215 222V220H213ZM227 221H228V220H227ZM35 222H40V221L36 220ZM35 222H34V223H35ZM52 222H51V223L48 222V223L51 225ZM60 222H59V224H60ZM84 222H85V221H84ZM94 222H95V221H94ZM96 222H97V221H96ZM106 222H107V221H106ZM160 222H161V221H160ZM165 222H166V221H165ZM167 222H169V221H167ZM176 222H177V221H176ZM184 222H186V221H184ZM202 222H201V223H202ZM208 222H209V221H208ZM220 222H221V221H220ZM223 222H224V221H223ZM86 223H87V222H86ZM86 223H85V224H86ZM100 223H101V222H100ZM102 223H104V222H102ZM109 223H110V222H109ZM111 223H112V221H111ZM172 223H173V222H172ZM189 223H190V222H189ZM216 223H217V222H216ZM229 223H230V222H229ZM244 223H245V222H244ZM30 224H33V223H30ZM35 224H36V223H35ZM44 224H45V223H44ZM49 224L46 223V225H49ZM53 224H54V223H53ZM59 224H58V225H59ZM83 224H84V223H83ZM87 224H88V223H87ZM90 224H91V222H90ZM92 224H93V223H92ZM112 224H113V223H112ZM164 224H167V223H164ZM170 224H171V223H170ZM205 224H206V223H205ZM213 224H214V223H213ZM213 224H212V225H213ZM217 224H218V223H217ZM259 224H260V223H259ZM259 224H258V225H259ZM50 225H49V231H50V229L52 230V228H53L55 225H57V224H55V225H51V227L53 226L52 228L50 227ZM60 225H61V224H60ZM64 225H65V224H64ZM64 225H63V226H64ZM79 225H81V226H80V229L84 231L85 229L82 228V224L80 223ZM101 225H102V224H101ZM103 225H105V224H103ZM157 225H158V224H157ZM167 225H168V224H167ZM174 225H175V224H174ZM196 225H197V224H196ZM222 225H223V224H222ZM222 225H220V226H222ZM226 225H227V224H226ZM63 226H60V229H58V232H59L60 234H61V231H62L61 229H65ZM65 226H66V225H65ZM70 226H71V225H70ZM87 226H89V225H87ZM97 226H98V225H97ZM97 226H95V227H97ZM99 226H100V225H99ZM158 226H159V225H158ZM186 226H187V225H186ZM197 226H198V225H197ZM208 226H211V225H209V223H208ZM220 226H219V227H220ZM232 226H233V225H231V227H230V226H229V227L227 226V227H228V228H232ZM46 227H47V226H46ZM58 227H59V226H58ZM58 227H56V229H57ZM61 227H63V228H61ZM83 227H84V228H89V227H86V226H83ZM90 227H91V226H90ZM101 227H102V226H101ZM111 227H112V226H111ZM113 227H114V226H113ZM138 227H139V226H138ZM141 227L143 228V225H142ZM141 227H140V228H141ZM159 227H160V226H159ZM161 227H162V226H161ZM203 227H204V226H203ZM205 227H206V226H205ZM223 227H224V225H223ZM259 227H260V226H259ZM70 228H71V227H70ZM76 228H77V226L75 227V230H76ZM108 228H109V227H108ZM178 228H179V227H178ZM194 228H195V227H194ZM196 228H197V227H196ZM210 228H211V227H210ZM212 228H214V227H212ZM216 228H217V227H216ZM71 229H72V228H71ZM71 229L69 230V233H70ZM102 229L104 230V228H102ZM102 229H101V230H102ZM146 229H147V228H146ZM151 229H152V228H151ZM169 229H171V227H170ZM180 229H181V228H179V230H180ZM182 229H183V228H182ZM203 229H204V228H203ZM219 229H221V227H220ZM225 229H226V231H227V228H226V227H225ZM60 230H61V231H60ZM65 230H66V229H65ZM73 230H74V228L72 229V231H73ZM75 230H74V231H75ZM87 230H88V229H87ZM92 230H93V229H92ZM97 230H99V228H98ZM107 230H108V229H107ZM107 230H106V228H105V231H107ZM141 230H142V229H141ZM141 230H140V231H141ZM149 230H150V228H149ZM205 230H206V229H205ZM209 230H213V229H209ZM209 230H208V231H209ZM223 230H224V228H223ZM234 230H235V229H234ZM249 230H250V229H249ZM74 231H73V232H74ZM77 231H79V233H80V230H79V229H78ZM105 231H104V233H105ZM142 231H144V230H142ZM153 231H154V230H153ZM172 231H173V230H172ZM183 231H184V230H183ZM183 231H182V232H183ZM214 231H216V229H215ZM220 231H221V230H219V232H220ZM87 232H88V231H87ZM90 232H91V231H90ZM90 232H89V233H90ZM93 232H94V230H93ZM100 232H101V231H100ZM145 232H146V231H145ZM162 232H163V231H162ZM174 232H176V230H175ZM177 232H178V230H177ZM184 232H185V231H184ZM204 232H205V231H204ZM204 232H203V233H204ZM212 232H213V231H212ZM233 232H234V231H233ZM259 232H260V229H259ZM261 232H262V231H261ZM261 232H260V234H264L263 232H262V233H261ZM62 233H65V232L62 231ZM91 233H92V232H91ZM104 233H103V234H104ZM138 233H139V232H138ZM138 233H137V234H138ZM143 233H144V232H143ZM179 233H181V232H179ZM206 233H208V232H206ZM221 233H222V232H221ZM223 233H224V232H223ZM231 233H232V232H231ZM60 234H58V236L55 235V237L57 236V238H54V236H53V238H51V239H52V240L55 239L56 241H58L57 239H58V238L61 239V237H62V236L59 237ZM97 234H98V233H97ZM166 234H168V233H166ZM196 234H198V233H196ZM226 234H227V233H226ZM228 234H229V233H228ZM64 235H66V234H64ZM72 235H73L72 238H71V237L69 238V236H71V234L68 235L67 238L70 239V242H69V243H68V242L66 243V241H65V243H66L67 245H68V244L70 245L71 242H72V244H74L75 241L81 239V238L79 239L78 236H77L78 239L76 238V236H75V235H77V234H76V231H75ZM84 235H85V234H84ZM89 235H90V234H88V236H89ZM98 235H99V234H98ZM105 235H107V233H105ZM141 235H142V234H141ZM150 235H151V234H150ZM163 235H164V234H163ZM168 235L170 236V233H169ZM168 235H167V236H168ZM189 235H190V234H189ZM191 235H192V232H191ZM203 235H204V234H203ZM214 235H215V234H214ZM214 235H213V236H214ZM224 235H225V234H224ZM246 235H247V234H246ZM79 236H82V235L79 234ZM86 236H87V235H86ZM94 236H95V234H94ZM99 236H100V235H99ZM107 236H108V235H107ZM139 236H140V235H139ZM158 236H159V235H158ZM172 236H173V234H172ZM180 236H181V235H180ZM197 236H198V235H197ZM199 236H200V235H199ZM201 236H202V234H201ZM201 236H200V237H201ZM215 236H216V235H215ZM215 236H214V237H215ZM236 236H237V235H236ZM50 237H52V236H50ZM84 237H85V236H83V238H84ZM90 237H91V236H90ZM177 237H178V236H177ZM190 237H194V236H190ZM200 237H199L198 239H200ZM205 237H206V236H205ZM211 237H212V236H211ZM211 237H210V238H211ZM214 237H212V238H214ZM233 237H234V236H233ZM237 237H239V236H237ZM65 238H66V237H65ZM65 238L63 237L61 241L66 240ZM73 238H74V239H77V240H74ZM139 238L141 239V237H139ZM152 238H153V237H152ZM156 238H157V237H156ZM169 238H171V237H169ZM174 238H175V237H174ZM216 238H217V237H216ZM225 238H226V236H225ZM239 238H240V237H239ZM63 239H64V240H63ZM69 239H67V240L69 241ZM72 239H73L74 241H73ZM90 239H91V238H90ZM96 239H97V238H96ZM167 239H168V238H167ZM167 239H166V240H167ZM207 239H208V238H207ZM207 239H206V242L208 243L209 240H207ZM243 239H244V238H243ZM55 240H54V244H55ZM71 240H72V241H71ZM85 240H86V239H85ZM97 240L99 241V240H102V239H97ZM110 240H111V239H109V241H110ZM159 240H160V239H159ZM161 240H162V239H161ZM181 240H182V239H181ZM202 240H205V239H202ZM202 240L200 239L199 244L202 242ZM215 240H216V239H215ZM217 240H219V239H217ZM50 241H51V240H50ZM59 241H60V240H59ZM106 241H107V240H106ZM106 241H105V242H106ZM144 241H146V240L144 239ZM147 241H148V240H147ZM176 241H177V240H176ZM182 241H183V240H182ZM192 241H193V239H192ZM195 241H197V239H196ZM246 241H248V240H246ZM77 242H78V241H77ZM79 242H80V241H79ZM79 242L76 243V244H78V245L80 244L79 247L83 246L82 243H79ZM81 242H82V240H81ZM83 242H84V241H83ZM87 242H88L87 244H89V243L91 244V243H94L95 241H92V242L87 241ZM171 242H173V241L171 240ZM58 243H59V242H58ZM58 243H57V244H58ZM84 243H85V242H84ZM98 243H99V242H98ZM106 243L109 244L108 246L110 247V243H108V241H107ZM173 243H174V242H173ZM183 243H184V242H183ZM195 243H196V242H195ZM203 243H205V242H203ZM76 244H74L75 247L77 246ZM95 244H97V243H94V244H93V247L96 246ZM170 244H171V243H170ZM197 244H198V242H197ZM225 244H226V243H225ZM225 244H224V245H225ZM55 245H56V244H55ZM59 245H60V244H59ZM59 245H57V246H59ZM61 245H62V244H61ZM91 245H92V244H91ZM94 245H95V246H94ZM102 245H103V244H102ZM102 245H97V246H98V249H100V248H101L100 246H102ZM146 245H147V242H146ZM148 245H149V244H148ZM148 245H147V246H148ZM176 245H177V244H176ZM184 245H185V244H184ZM203 245H204V244H203ZM205 245H206V244H205ZM205 245H204V247H205ZM217 245H218V242H217ZM222 245H223V244H222ZM52 246H53V245H52ZM71 246H72V245H71ZM97 246H96V248H97ZM103 246H105V245H103ZM108 246H107V247H108ZM152 246H153V245H152ZM179 246H180V245H179ZM208 246H209V245H207V248L209 249ZM218 246H219V245H218ZM54 247H55V246H54ZM61 247H62V246H61ZM68 247H69V246H68ZM77 247H78V246H77ZM77 247H76V248H77ZM85 247H86V246H85ZM99 247H100V248H99ZM109 247H108V249H109ZM160 247H161V246H160ZM202 247H203V246H202ZM204 247H203V248H204ZM214 247L217 248L216 246H214ZM214 247H213V248H214ZM219 247L221 248V246H219ZM252 247H253V246H252ZM83 248H84V247H83ZM104 248H105V247H104ZM111 248H112V247H111ZM175 248H176V247H175ZM197 248H198V247H197ZM213 248L211 247L212 250H213ZM220 248H219V249H220ZM222 248H223V247H222ZM226 248H228V246H227ZM72 249H73V247H72ZM101 249H102V248H101ZM140 249H141V248H140ZM153 249H154V248H153ZM183 249H184V248H183ZM198 249H199V248H198ZM204 249H206V248H204ZM208 249H207V250H208ZM219 249H218V251H219ZM229 249H230V248H229ZM248 249H249V248H248ZM70 250H71V249H70ZM70 250H69V251H70ZM79 250H80V249H79ZM89 250H91V249H89ZM96 250H97V249H96ZM102 250H103V249H102ZM105 250H106V249H104V252H105ZM176 250H177V249H176ZM189 250H191V249H188V251H189ZM201 250H202V249H201ZM212 250H210V249L208 250L209 255L211 254ZM220 250H221V249H220ZM222 250H223V249H222ZM73 251H74V249H73ZM75 251H77V250H75ZM99 251H100V250H99ZM108 251L111 252L110 250H108ZM142 251H143V250H142ZM150 251H151V249H150ZM167 251H168V250H167ZM205 251H206V250H205ZM209 251H211V252H209ZM218 251H216V252H218ZM227 251H228V253L230 252L229 250H227ZM258 251H259V250H258ZM261 251H262V250H261ZM71 252H72V251H71ZM93 252L95 253V251H93ZM104 252H103V251H100V253H103V254H104ZM143 252H144V251H143ZM179 252H180V251H179ZM198 252H199V251H198ZM198 252H197V253H198ZM203 252H204V251H203ZM203 252H202V253H203ZM206 252H207V251H206ZM213 252H215V251L213 250ZM247 252H249V251H247ZM247 252H246V253H247ZM74 253H75V254L71 253V254L73 255L72 257H74V255H76V253L79 254L78 251H77V252H74ZM107 253H108V252H107ZM129 253H130V252H129ZM131 253H132V251H131ZM131 253H130V254H131ZM163 253H164V252H163ZM186 253H187L186 255L188 256L189 253H188V252H186ZM190 253H191V252H190ZM197 253H195V255H196ZM221 253H222V252L219 251L218 255L221 256ZM223 253H224V252H223ZM242 253L245 254V252H242ZM262 253H263V252H262ZM78 254H77V255H78ZM83 254H84V253H83ZM87 254H88L87 257H89V255H90L89 259H90V258H93V256H92L91 254H89V253H87ZM126 254H127V253H126ZM135 254H136V253H135ZM142 254H143V253H142ZM147 254H148V253H147ZM156 254H157V253H156ZM158 254H159V253H158ZM165 254H166V253H165ZM193 254H194V253H193ZM205 254H207V253H205ZM247 254H248V253H247ZM247 254H245V255H243V256H246ZM251 254H252V252H251ZM77 255H76V256H77ZM79 255H80V254H79ZM79 255H78V256H79ZM84 255H85V254H84ZM84 255H82V256H84ZM127 255H128V254H127ZM137 255H138V254H137ZM167 255H168V254H167ZM169 255H170V254H169ZM169 255L167 256L168 258L170 257ZM171 255H172V253H171ZM191 255H192V254H191ZM191 255H189V256L191 257ZM201 255H203V254H201ZM209 255H208V256H209ZM222 255H224V254H222ZM226 255L228 256V254H226ZM229 255H230V254H229ZM85 256H86V255H85ZM85 256H84V257H85ZM97 256H98V255H97ZM97 256H96V257H97ZM99 256H101V254H100ZM106 256H107V255H106ZM114 256H116V255H113V256H111L110 258H112V257L114 258ZM118 256H119V254H118ZM121 256H122V255H121ZM121 256H120V257H121ZM144 256H145V255H144ZM147 256H148V255H147ZM162 256H163V255H162ZM227 256H221V257H225V258H226ZM235 256H236V255H235ZM250 256H252V255H250ZM256 256H257V255H256ZM87 257H85V260H86V261L84 260L83 257H82V259H81L80 261H78V259H76V258H75V260H77L79 263L81 262L82 264H83L82 261H84L85 263H86V262H89V263H87V264H91L90 261H93L94 259H92V260L90 259V260H89ZM108 257H109V253H108ZM120 257H118V258H114V259H115L114 261H117V259H118L117 262H118L119 264H120V263L122 264L123 261L120 262L119 260H122L123 257H122V259H121ZM160 257H161V256H160ZM196 257H199V256L197 255ZM210 257H211V256H209V258H210ZM246 257H248V256H246ZM254 257H255V256H254ZM94 258H95V257H94ZM98 258L100 259L101 257H98ZM102 258L104 259L105 257H102ZM102 258H101V259H102ZM106 258H107V257H106ZM106 258L104 259L105 261H104V260H101V259L98 260V261H97V260H95V261H96V262L101 261V263H102V261H104V263H105L107 259H108V260L110 259V258H107V259H106ZM119 258H120V259H119ZM137 258H138V256H137ZM139 258H141V257H139ZM139 258H138V259H139ZM170 258H171V257H170ZM170 258H169V259H170ZM180 258H181V257H180ZM227 258H228V257H227ZM238 258H239V257H238ZM238 258H237V259H238ZM243 258H244V257H243ZM243 258H242V259H243ZM149 259H150V257H149ZM166 259H167V258H166ZM181 259H182V258H181ZM199 259H200V257H199ZM210 259H211V258H210ZM88 260H89V261H88ZM144 260H145V259H144ZM146 260H148V259H146ZM167 260H168V259H167ZM172 260H173V257H172ZM185 260H186V258H185ZM187 260H188V259H187ZM208 260H209V259H208ZM208 260H207V261H208ZM211 260H212V259H211ZM221 260H222V259H221ZM224 260H225V259H224ZM226 260H227V259H226ZM240 260H241V258H240ZM240 260H239V261H240ZM71 261H74V259H71ZM124 261H126V259H125ZM133 261H134V260H133ZM148 261H149V260H148ZM148 261H147V262H148ZM150 261H151V260H150ZM150 261H149V262H150ZM169 261H170V260H169ZM175 261H176V259H175ZM192 261H194V260H192ZM227 261H229V259H228ZM243 261H244V260H243ZM74 262H76V261H74ZM112 262H113V261H112ZM138 262H139V261H138ZM162 262H163V261H162ZM196 262H198V261H196ZM214 262H215V261H214ZM72 263H73V262H72ZM99 263H100V262H99ZM104 263H103V264H104ZM106 263H107V264H110L111 261H110L109 263H108V262H106ZM113 263H114V262H113ZM125 263H126V262H125ZM150 263H151V262H150ZM155 263H157V262H155ZM172 263H174V262H172ZM194 263H195V262H194ZM199 263H201V261H200ZM215 263L219 264V262H215ZM222 263H223V262H222ZM222 263H221V264H222ZM233 263H234V262H233ZM244 263H245V262H244ZM253 263H254V262H253ZM253 263H252V264H253ZM73 264H74V263H73ZM77 264H78V263H77ZM114 264H116V263H114ZM123 264H124V263H123ZM147 264H148V263H147ZM158 264H159V263H158ZM174 264H175V263H174ZM181 264H182V263H181ZM183 264H184V263H183ZM208 264H209V261H208ZM210 264H212V263L210 262ZM226 264H227V263H226ZM237 264H238V263H237ZM242 264H243V263H242ZM254 264H255V263H254Z\"/></svg>",
	"mask_w": 264,
	"mask_h": 264
}]
</instances>
